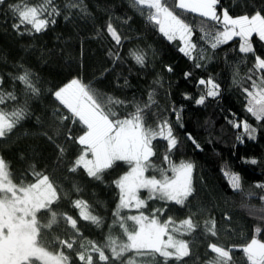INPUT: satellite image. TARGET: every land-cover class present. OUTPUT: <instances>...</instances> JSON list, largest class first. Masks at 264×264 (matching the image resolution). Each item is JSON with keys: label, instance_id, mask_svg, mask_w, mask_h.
I'll return each mask as SVG.
<instances>
[{"label": "trees", "instance_id": "1", "mask_svg": "<svg viewBox=\"0 0 264 264\" xmlns=\"http://www.w3.org/2000/svg\"><path fill=\"white\" fill-rule=\"evenodd\" d=\"M17 2L19 0H6L5 5H0V77L4 81L0 88L5 92L15 90L18 100L8 101L0 107L11 109L24 103V86L12 79L23 69L34 74L41 91L39 96L28 99L29 115L0 139V157L9 164L14 177L31 181L34 165L36 171L50 173L51 178L69 193L54 207L78 221L80 235L74 249H64L71 256V264H81L76 255L77 250H82L79 248L81 243H105L113 220L112 212L118 203L119 190L113 181L128 170V165L117 162L104 173L102 181L89 177L83 169L75 173L68 171L80 153V145L67 138L69 130L75 138L82 134V126L70 121L60 124L57 116L68 113L53 93L72 79H79L102 94L125 101V105L114 106L121 115L133 110V102H146L148 93L154 91L156 104L147 112L146 121L156 126L153 111L161 118L167 117L178 139L177 148L172 152L173 160L191 161L195 165V192L189 203L184 208L168 204L169 211L161 219L171 215L179 222L195 213L193 219L198 227L191 235L181 237L189 242L190 255L179 262L170 260L168 264H208L215 256L209 251V243H217L226 249L243 246L250 242L257 227L261 229L259 238L264 241V199H261L264 188L257 187L264 185V122L258 123L246 111V94L241 85L234 83V78L239 80L248 75L255 60L252 54L239 52V40L213 51L199 39L201 33L197 30L193 40L198 49L204 48L205 59H189L179 51L180 41L170 42L164 37L157 26L133 7L132 0H83V4L75 8L66 7L70 0H54L61 10L55 17L56 23H50L40 33L28 34L23 28L19 32L13 28L17 21L7 4ZM26 2L36 5L42 0ZM221 6L233 17L252 15L257 11L264 14V0H220L218 12ZM185 18L193 24L202 19L194 14H186ZM109 22L121 35L120 45L107 32ZM253 45L257 54L264 58V42L253 36ZM132 49H142L146 54L143 67L129 55ZM196 63L202 66L196 67ZM168 67L172 68L171 72ZM185 73L191 75L186 77ZM209 77L219 83L220 95L207 97L204 104H197L196 100L204 92V86L198 85V81ZM242 86L250 88V81L243 80ZM176 112L180 114L179 121ZM229 120H246L257 128L256 138L249 139L242 128H234ZM189 134L196 144L188 139ZM238 136L242 141L237 139ZM154 143H157V155L153 161L166 166L163 165L166 142ZM58 145L63 147V154ZM252 159L257 162L252 164ZM226 170L240 176L239 190L229 184L224 175ZM74 184L82 191L77 193ZM141 196L146 198L147 193L143 192ZM75 199L85 200L94 214L104 219L103 225L97 227L79 219V210L71 203ZM160 204L149 201V208L144 211L147 213ZM211 219L216 221V237L204 231L205 221ZM73 231L61 221L51 233L65 238ZM112 233H120L122 237L118 226ZM106 254L111 259L110 252L106 250ZM131 255L126 254L124 259ZM232 255L235 264H247L241 251H233ZM93 257L94 264H102L97 254L93 253ZM157 259L163 264V258ZM114 264H120V261Z\"/></svg>", "mask_w": 264, "mask_h": 264}, {"label": "snow or ice", "instance_id": "2", "mask_svg": "<svg viewBox=\"0 0 264 264\" xmlns=\"http://www.w3.org/2000/svg\"><path fill=\"white\" fill-rule=\"evenodd\" d=\"M5 4L6 0H0V5ZM82 4L83 0H70L66 7L75 8ZM132 4L170 42L179 40V51L192 60L205 59L204 48L198 49V44L193 40L195 31L201 33L199 39L213 51L238 37L239 52L252 54L255 60L248 75L239 80L234 78V83L241 85L246 94V111L258 123L264 122V58L257 54L253 45L254 35L264 42V14L257 11L252 15L233 17L222 6L218 12L220 0H132ZM7 8L17 21L13 28L18 32L23 28L28 34L45 31L50 23H56L55 17L61 14L54 0H42L36 5L19 0L7 4ZM81 11L86 9L81 8ZM186 14H194L202 19L198 24H193L185 18ZM107 32L117 45L121 44V35L111 22L107 24ZM129 55L141 67L145 65L146 54L142 49H132ZM119 58L116 54V59ZM195 66L202 65L196 63ZM167 70L171 72L172 68L168 67ZM189 75L185 73L186 77ZM12 79L24 86L25 99L23 104L11 109L0 107V139L5 138L29 115L28 99L39 96L41 91L34 74L28 69H23ZM245 79L250 81V88L242 86ZM3 83V77H0V85ZM198 85L204 86V92L196 100L197 104H204L207 97L220 95V85L212 77L199 79ZM53 95L68 113L57 116L60 124L70 121L73 125L82 126V134L74 138L69 130L67 137L80 145V153L69 166V172L83 169L89 177L102 181L104 173L116 166L117 162L128 165V170L113 181L119 190L118 203L112 212L113 220L105 243H81L79 248L82 250L76 252L81 264H94L93 253L98 255V261L102 264H114L115 261H120V264H160L157 257L163 258V264H168L170 260L179 262L188 257L189 242L181 237L196 231L198 223L193 219L195 213L179 222L171 215L164 219L161 217L169 211L168 204L184 208L189 203V198L195 192V165L191 161L173 160L172 152L177 148L178 139L167 117L161 118L153 111L156 126L146 121L147 112L152 111L156 104L154 91L148 93L147 101L143 104L133 102V110L126 115H121L114 107L125 105V101L102 94L79 79H72L54 91ZM17 100L15 90L5 92L0 88V106ZM176 120H180L179 112H176ZM229 123L234 128H242L249 139L256 138L257 128L246 120H229ZM188 139L196 144L190 134ZM237 139L242 141L241 136ZM159 140L166 142L163 155V165L166 166L152 159L157 155V143L154 142ZM196 146L199 147L198 144ZM60 152L63 154V147H60ZM250 162L255 164L257 161L252 159ZM149 172L152 174L148 175ZM31 175V181L14 177L9 164L0 157V264H71V256L64 249H74L80 235L78 221L54 207L62 196L67 198L69 193L50 175L36 171L34 165ZM224 175L234 190L240 189L241 178L238 174L226 170ZM257 187L264 188V185ZM73 188L77 193L82 191L75 184ZM142 191L147 192L146 198L141 196ZM149 201H159L161 204L146 213L144 210L149 208ZM71 203L79 210V219L97 227L103 225L104 219L94 214L85 200L75 199ZM125 210L126 214H122ZM61 221L74 230L65 238L51 233ZM117 226L123 238L112 233ZM204 231L217 236L215 219L205 221ZM260 233L261 229L257 227L250 242L228 249L217 243H209V251L215 256L208 264H235L233 251H241L247 264H264V241L259 238ZM106 250L110 252L111 259ZM128 253L133 255L124 259Z\"/></svg>", "mask_w": 264, "mask_h": 264}, {"label": "rangeland", "instance_id": "3", "mask_svg": "<svg viewBox=\"0 0 264 264\" xmlns=\"http://www.w3.org/2000/svg\"><path fill=\"white\" fill-rule=\"evenodd\" d=\"M81 132H82V130H81ZM48 175H50V173H49ZM50 177H51V175H50ZM143 192H146V191H142L141 194H142ZM146 193H147V192H146ZM123 214H126V210H125V213H123ZM114 235H118V236H119L120 233H117V234H114ZM121 238H123V237H121Z\"/></svg>", "mask_w": 264, "mask_h": 264}, {"label": "crops", "instance_id": "4", "mask_svg": "<svg viewBox=\"0 0 264 264\" xmlns=\"http://www.w3.org/2000/svg\"><path fill=\"white\" fill-rule=\"evenodd\" d=\"M254 36H255V35H254ZM237 40H239V38H238V37H237V38H234V39L232 40V42H233V41H237Z\"/></svg>", "mask_w": 264, "mask_h": 264}]
</instances>
